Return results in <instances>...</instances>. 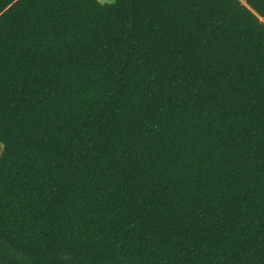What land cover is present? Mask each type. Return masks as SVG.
I'll return each instance as SVG.
<instances>
[{
    "label": "trees",
    "instance_id": "trees-1",
    "mask_svg": "<svg viewBox=\"0 0 264 264\" xmlns=\"http://www.w3.org/2000/svg\"><path fill=\"white\" fill-rule=\"evenodd\" d=\"M0 264H264V0H0Z\"/></svg>",
    "mask_w": 264,
    "mask_h": 264
},
{
    "label": "crops",
    "instance_id": "crops-1",
    "mask_svg": "<svg viewBox=\"0 0 264 264\" xmlns=\"http://www.w3.org/2000/svg\"><path fill=\"white\" fill-rule=\"evenodd\" d=\"M101 2H105V1H103V0H100ZM113 1V0H112ZM2 150H3V145H2V143L0 142V155H1V152H2Z\"/></svg>",
    "mask_w": 264,
    "mask_h": 264
},
{
    "label": "rangeland",
    "instance_id": "rangeland-1",
    "mask_svg": "<svg viewBox=\"0 0 264 264\" xmlns=\"http://www.w3.org/2000/svg\"><path fill=\"white\" fill-rule=\"evenodd\" d=\"M103 1H105V2H111L112 0H103Z\"/></svg>",
    "mask_w": 264,
    "mask_h": 264
}]
</instances>
